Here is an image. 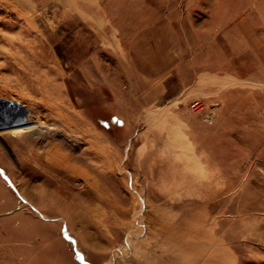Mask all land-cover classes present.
Returning a JSON list of instances; mask_svg holds the SVG:
<instances>
[{"label": "rangeland", "instance_id": "374dc122", "mask_svg": "<svg viewBox=\"0 0 264 264\" xmlns=\"http://www.w3.org/2000/svg\"><path fill=\"white\" fill-rule=\"evenodd\" d=\"M105 1L0 0V264H264V0L215 8L241 39L177 0L154 80L87 24Z\"/></svg>", "mask_w": 264, "mask_h": 264}, {"label": "crops", "instance_id": "0c3cea01", "mask_svg": "<svg viewBox=\"0 0 264 264\" xmlns=\"http://www.w3.org/2000/svg\"><path fill=\"white\" fill-rule=\"evenodd\" d=\"M177 3V0H106L103 20L98 23L100 16L92 15L87 24L98 32L114 30L115 35L112 37L119 42L121 58L129 63L131 75L143 80L146 77L148 80L163 78L169 76L176 66L175 61L181 53L178 46L188 43L185 40L187 37L178 32L183 26L178 24L182 17H178ZM184 3L187 4L184 9L189 11L194 1L184 0ZM189 4L190 7L187 8ZM200 6L207 8V13H210L208 21H216L212 28L225 29L226 12L215 9L224 6L221 0H206V5L201 0ZM185 17L183 19L186 21ZM228 27L231 29L229 34L240 39L242 29H246L245 24L239 23ZM234 43H240V40ZM149 84L152 85V82Z\"/></svg>", "mask_w": 264, "mask_h": 264}, {"label": "bare ground", "instance_id": "6f19581e", "mask_svg": "<svg viewBox=\"0 0 264 264\" xmlns=\"http://www.w3.org/2000/svg\"><path fill=\"white\" fill-rule=\"evenodd\" d=\"M2 119L4 120V122L7 124V125H9V126H15V129H17V130H25V129H30V128H32L35 124L34 123H32V121L31 122H29L28 121V119L26 118V117H24V118H22L21 116H18L17 114H16V112H12L11 110H10V112L9 113H3L2 114ZM26 120V121H28V122H24L23 120ZM165 120V119H164ZM20 124H23V125H20ZM72 157V156H71ZM75 158V157H74ZM84 158V157H83ZM73 159V158H72ZM74 160V159H73ZM73 160H72V162H73ZM79 160V159H78ZM86 160V159H85ZM76 162H78L77 160H76ZM75 162V163H76ZM77 164V163H76ZM78 164H79V162H78ZM80 166H82V164H80ZM83 168V167H82ZM86 169V168H85ZM72 170V169H71ZM87 170H89V169H87Z\"/></svg>", "mask_w": 264, "mask_h": 264}, {"label": "water", "instance_id": "95a60500", "mask_svg": "<svg viewBox=\"0 0 264 264\" xmlns=\"http://www.w3.org/2000/svg\"><path fill=\"white\" fill-rule=\"evenodd\" d=\"M8 105H12L10 102L0 100V109L8 107Z\"/></svg>", "mask_w": 264, "mask_h": 264}, {"label": "built area", "instance_id": "2783aa9c", "mask_svg": "<svg viewBox=\"0 0 264 264\" xmlns=\"http://www.w3.org/2000/svg\"><path fill=\"white\" fill-rule=\"evenodd\" d=\"M199 105V101L198 100H194L192 103H191V107H197Z\"/></svg>", "mask_w": 264, "mask_h": 264}]
</instances>
